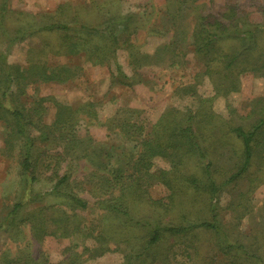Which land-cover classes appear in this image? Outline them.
Segmentation results:
<instances>
[{"label":"trees","instance_id":"trees-1","mask_svg":"<svg viewBox=\"0 0 264 264\" xmlns=\"http://www.w3.org/2000/svg\"><path fill=\"white\" fill-rule=\"evenodd\" d=\"M184 2L177 0L178 9L170 13V24L164 25L166 33L172 30L171 41L147 52L140 49L138 42L130 41V37L122 41L116 33L117 28L121 27L118 24L124 26L129 23L133 24L137 33L144 25L143 17H122L117 10H106L97 18L79 12L85 7L78 9L76 7L79 6H74L69 11L58 6L54 11L39 15V21L32 13L16 11L8 25L11 17L9 14L14 13V10L9 7L7 0H3L0 6V115L7 123L11 144L17 149V163L23 175H27L35 184L45 160L54 159L55 166L49 174L48 170H43L46 172L45 177L52 183L51 188L44 193H37L32 190V182H29L31 193L26 196V192H23L17 197L0 220V229H5L19 239L25 228L29 227L36 237H43L48 234L52 222L55 228L52 234L74 235L85 226L81 227L80 222L69 216L90 207L89 200L82 195L88 192L94 198L97 208H101L100 216L113 219L120 225L116 233L126 230L122 227H128L129 230L141 228L148 235L142 243H145L146 248L135 251L125 264H144L150 256L156 259L157 252H148L147 249H153L164 239L176 242L182 239L181 243L186 241V244L193 246L199 232L213 234L215 245L226 257L227 264H264V226L258 234H254L251 243L238 241L231 227L224 223L219 203L225 189H235L247 179L249 182L245 190H238L237 201L232 204L234 217L241 219L250 210L251 192L256 186L264 184V108L252 111V114L257 113L258 116L249 125L218 119L212 107L206 106L205 100L200 101L195 111L171 107L154 123L146 120L137 108H119L115 116L107 119L105 125L108 130L118 127L138 149L126 152L125 159L116 167L110 165L113 153L110 154L111 150L106 144L97 143L86 147L76 138L79 115L99 119L94 103L74 108L54 99L56 111L51 124L28 117L27 107L14 105L15 98L25 93V87L34 80L63 83L76 76V67L49 64L47 57L50 54L84 55L86 63L92 65H104L112 61L122 77L120 82L133 84V76L121 71L117 52L126 46L129 65L136 70L162 64L168 51L172 54L179 52L177 48L183 46L188 37L187 26L176 24ZM196 25L194 51L201 58L207 57L202 60L206 62V74L216 85L215 88L220 84L222 75L228 78V84L236 87L241 70L264 71V55L259 56L263 58L260 64L252 56L245 65L238 68V55L230 56L224 50H217L220 39L231 37L237 39L246 51H250L257 43L256 37L264 31V24L233 25V30H229L224 22H212L199 15ZM156 31L158 34L161 32ZM34 36L39 40L37 46L29 50V65L23 67L9 63L7 53L10 47ZM121 113L123 117L119 120ZM34 129L37 131L35 134ZM236 140L240 142L239 148ZM40 141L50 145L51 149L41 148ZM57 146L61 148L56 149ZM225 148L232 151L229 153V161L223 160L227 153ZM66 152L71 153L72 157L68 159ZM75 158H86L93 167L85 173H75L70 160ZM155 158H165L170 167L167 170L152 171ZM113 167L116 168L111 170ZM155 181L164 183L171 191L165 202L150 194ZM178 186L191 190L194 193L193 199L200 196L206 201L209 211L207 217L192 219L190 212L194 201L190 208L188 204L184 205L181 201L186 192L182 191L179 197L173 194ZM46 197L58 201L45 202ZM97 236L102 237L106 243L112 234L102 225L96 239ZM100 250L92 251L94 256L108 249L101 246ZM10 263L49 264L29 254L12 258ZM60 264L79 262L77 257H72Z\"/></svg>","mask_w":264,"mask_h":264},{"label":"rangeland","instance_id":"rangeland-1","mask_svg":"<svg viewBox=\"0 0 264 264\" xmlns=\"http://www.w3.org/2000/svg\"><path fill=\"white\" fill-rule=\"evenodd\" d=\"M2 2L3 0H0V6ZM7 2L9 7L14 10V13L9 14L11 17L8 25L14 19L16 11L32 13L39 21V15L46 11H54L58 6L69 11H72L74 6H79L76 7L78 9L85 7L86 9H81L79 12L88 13V16L97 18L106 10L110 12L117 10L122 17L123 15L125 17L130 15L143 17L144 25L137 33L134 31L132 23L124 26L118 24L121 27L117 28L116 33L120 35L122 41L130 37V41L132 39L136 43L138 42L140 49L147 52H152L156 47L171 41L172 30L166 33L164 25L170 24V13L176 12L179 7L176 4L177 0H7ZM182 2L184 3L181 4L176 24L177 26H187L188 37L183 46L177 48L179 52L176 54H172L171 51L167 52L166 57L170 59L169 62L166 58L160 65L152 64L141 70L133 69L129 65L128 50L126 46H122L117 52V58L121 64L120 69L123 73L134 78L133 84L127 85L120 82L122 77H120L117 65L112 61L104 65H92L86 63L84 55L50 54L47 57L49 64H68L76 67V76L63 83L34 80L25 87V93L15 98L14 105L27 107L28 117L30 116L36 121L42 119L45 124H51L56 111L54 99L68 103L74 108L94 103L99 113V119L95 120L85 117V115H79L76 138L86 147L97 145V143L106 144L111 150L110 154L113 153L110 165L116 167L125 159L126 152L138 149L134 142L128 141L129 139L118 127L108 130L105 125L107 119L115 116L119 108H137L142 111L146 120L154 123L171 107L183 111H195L200 101L205 100L206 106L212 107L218 119L231 120L235 124H251L258 116L257 113L252 114V111L264 108V71L241 70L237 77L236 87L234 84H228V78L226 79L222 75L220 78L222 82L220 81V84L215 88L216 85L214 86L211 78L206 74V62L202 60L207 57L201 58L195 54L194 33L197 32L196 22L199 15L205 16L212 22H224L229 30H233V25L264 24V0H182ZM78 9H76L77 12ZM104 16L107 17L106 14ZM156 30L161 32L158 34ZM256 39L258 40L255 47L246 51L237 39L222 38L218 41L217 50L218 52L224 50L230 56L238 55V68L245 65L252 56H255L256 63L260 64L263 58H259V56L264 55V31ZM38 40L39 38L34 36L14 43L7 53L8 62L27 67L29 65V50L31 47L37 46ZM1 117L0 115V220L17 200V197L21 196V193L26 192V196L31 193L29 182H32L27 175H23L20 171L17 163V149L11 144L7 123ZM122 117L121 113L118 119L121 120ZM33 133L35 134L37 131L34 129ZM62 141L60 143L63 145ZM39 146L43 149H51L50 145L42 141L39 142ZM236 146H240V142L237 140ZM60 148V146L56 147V149ZM225 149H227V153L223 160L229 161V153L232 151L230 148ZM66 153L68 159L72 157L71 153ZM70 160L75 173H85L93 167L86 158ZM54 166V159L45 160L44 166L37 174L38 180L35 184L32 182L31 186L34 192L44 193L51 188L52 183L45 177L46 172L44 171L48 170L49 174ZM169 167L165 158H155L152 171L167 170ZM155 182L150 188V194L153 198L163 199L165 202L171 191L164 183ZM247 182L249 181L245 179L239 187L225 189L219 203L224 223L231 227L235 239L251 243V240L254 241V234H258L264 226V184L256 186L251 192L249 212L241 219H236L232 204L237 201L235 199L238 190H245ZM183 188L178 186L173 194L179 197L182 191L186 192L185 195H182L181 202L184 205L188 204L189 208L194 201L190 212L192 219L207 217L209 211L205 205L206 201L200 196L193 199L194 193ZM82 195L89 200L90 207L84 211H76L69 218L80 222L81 227L85 226L84 229L79 228L77 233L71 236H58L51 233L55 228L53 227L54 223L50 222L49 232L45 236L36 237L29 227H26L19 239L11 236L5 229H0V264H11L12 258L25 254L49 264H60L72 257H77L79 264H125L131 255L146 248L144 247L145 243H142L148 238V235H145L143 229L129 230L128 227H122L126 230L116 233L120 229V225L113 219H103L100 216L101 208H97L94 198L88 192ZM47 201L55 203L58 200H49L46 197L45 202ZM102 225L112 234L111 239L106 243L100 236L95 238L98 231L102 229ZM180 241L182 239L177 242L164 239L161 243L153 246V249L149 247L147 251L157 252V258L153 260L152 256L147 257L144 264H227L226 257L218 251L215 238L209 232H199L193 246L186 244V241L185 243ZM101 246L107 247L108 250L94 256L92 251L95 249L101 251ZM131 258L135 259V257Z\"/></svg>","mask_w":264,"mask_h":264}]
</instances>
